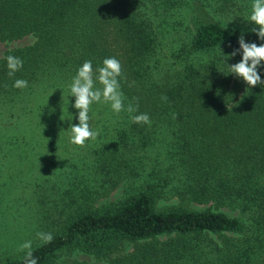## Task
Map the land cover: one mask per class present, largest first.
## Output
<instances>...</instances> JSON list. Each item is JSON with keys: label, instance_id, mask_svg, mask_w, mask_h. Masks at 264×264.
Instances as JSON below:
<instances>
[{"label": "trees", "instance_id": "obj_1", "mask_svg": "<svg viewBox=\"0 0 264 264\" xmlns=\"http://www.w3.org/2000/svg\"><path fill=\"white\" fill-rule=\"evenodd\" d=\"M252 3L0 0V41L11 43L0 104L21 136L70 140L77 70L110 57L122 66L125 110L92 105L96 146L66 169L77 186L35 218L33 236L53 235L33 245L38 264H89L56 263L65 251L105 264H264V85L230 73L242 51L225 57L242 34L264 43L244 32ZM9 55L23 61L12 76ZM142 113L150 125L132 122Z\"/></svg>", "mask_w": 264, "mask_h": 264}, {"label": "rangeland", "instance_id": "obj_2", "mask_svg": "<svg viewBox=\"0 0 264 264\" xmlns=\"http://www.w3.org/2000/svg\"><path fill=\"white\" fill-rule=\"evenodd\" d=\"M252 26L244 32L256 35L251 29L258 26ZM7 45L11 43L0 41V56ZM6 108L0 104V264H12L23 256L19 246L24 242L31 241L33 247L40 240L33 236L35 218L77 186V181L68 179L67 166L72 162L80 166L79 156L96 146L91 140L84 147L72 145L63 139L65 135L54 138L24 132L21 136L10 127ZM72 260L105 264L74 251H65L56 263Z\"/></svg>", "mask_w": 264, "mask_h": 264}, {"label": "clouds", "instance_id": "obj_3", "mask_svg": "<svg viewBox=\"0 0 264 264\" xmlns=\"http://www.w3.org/2000/svg\"><path fill=\"white\" fill-rule=\"evenodd\" d=\"M249 21L258 26L251 29L261 41H264V0H253L252 11ZM239 49L234 50L230 56H225L226 60L234 57L238 52L242 51V59L240 62L228 65L231 74L241 78L250 88L264 85L258 69L264 66V43L259 46L256 43H246L243 34L238 38ZM7 67L9 76L14 75L23 67L21 58L9 55L7 58ZM98 73V75L94 74ZM93 69L92 62L85 61L77 70L76 75L70 84V95L75 97L73 107L78 110V124L70 127V143L84 147L86 142L95 141L100 136L98 130H93L90 126V116L92 105L94 103L110 104L114 113L119 114L124 111V97L120 91L119 77L122 75V66L118 59L114 57L105 58L103 66ZM102 86L96 87V82ZM28 86V82L23 79H17L13 87L24 89ZM167 99V97H163ZM128 112L135 109L129 105ZM134 124L150 125V117L146 113L131 117ZM37 238L43 243H51L53 235L51 233L38 232ZM32 242L26 241L19 246V251L25 252V264H38L37 259L33 256Z\"/></svg>", "mask_w": 264, "mask_h": 264}]
</instances>
